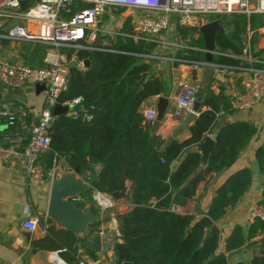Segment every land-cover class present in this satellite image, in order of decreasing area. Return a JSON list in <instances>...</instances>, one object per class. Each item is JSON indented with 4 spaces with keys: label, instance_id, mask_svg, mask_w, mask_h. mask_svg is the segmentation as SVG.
Masks as SVG:
<instances>
[{
    "label": "trees",
    "instance_id": "16d2710c",
    "mask_svg": "<svg viewBox=\"0 0 264 264\" xmlns=\"http://www.w3.org/2000/svg\"><path fill=\"white\" fill-rule=\"evenodd\" d=\"M28 5L29 0L21 10L26 11ZM211 20H217L224 29L215 34L212 64L237 71L238 62L230 56L241 54L247 28L253 32L264 28V15H217ZM126 21L124 31L130 32V19ZM178 32L196 50L176 52L172 65L176 68L205 62L199 30L178 28ZM111 42L115 52L77 53L78 61H87L85 70H80L76 63L69 67L67 89L57 102L82 98L92 120L86 123L65 114L54 117L48 131L50 150L40 159L46 177L54 164L61 161L67 169L78 167L84 180L89 178L91 191L81 197L83 202L93 204L91 193L99 192L114 201L126 199L131 204L128 211L116 217L121 243L113 242L110 247L115 264H228L229 254L252 245L251 240L264 233V223L259 220L246 228L237 225L220 250L221 232L213 229L248 190L251 171L241 169L218 186L204 213H191L189 206L208 176L235 164L255 136L256 126L246 121L224 125L214 137L215 145L205 168L199 171L201 156L190 150L215 129L220 116L233 112L230 98L222 92L214 94L209 86L200 89L204 92L200 96L201 108L206 110H198V117L188 128V139L173 140L166 147L167 141L156 134L157 129L144 120L140 110L148 98L165 94L162 76L152 73L149 61L142 57L152 54L157 45L135 44L121 37ZM37 48L33 54L43 57L46 46ZM253 56L264 61V49ZM42 59L39 67L43 65ZM3 102L0 96V105ZM1 119L4 124V118ZM255 159L264 176V143L256 149ZM262 186L258 204L264 205V182ZM83 202L75 205L83 206ZM88 212L98 215L99 208L91 205ZM99 225L90 227L88 232H94ZM40 226L46 235L32 241L33 251H60L65 263L78 264L77 246L83 241L57 229L49 219L41 218ZM261 243L263 246L264 239ZM86 253L97 259L91 252ZM259 263V258L254 257L249 264Z\"/></svg>",
    "mask_w": 264,
    "mask_h": 264
},
{
    "label": "built area",
    "instance_id": "2783aa9c",
    "mask_svg": "<svg viewBox=\"0 0 264 264\" xmlns=\"http://www.w3.org/2000/svg\"><path fill=\"white\" fill-rule=\"evenodd\" d=\"M26 1L0 0V39L43 44L47 47L43 65L31 67L23 63L0 60V83L9 89L44 84L46 101L34 123L27 120L28 112L22 107L0 105V119L5 120L0 133V165L20 157L23 174L31 184L40 187H46L49 182L40 159L50 150L48 131L54 119L55 107L58 105L65 108V115L73 119L80 118L86 123L92 120V115L89 109L84 107L82 98L62 104L57 102L60 94L67 89L68 54L71 61L76 60L80 70H85L84 62L77 60V53L115 52L111 41L116 37L131 39L135 44L144 42L155 44L157 47L166 44L171 46L175 53L191 51L196 49L191 47L188 38H182L178 28L199 30L200 26L207 23L203 18L208 16L264 15V0H31L32 3H29L27 10L22 11L21 6ZM118 12L130 14L128 17L130 32H125L124 26L121 29L116 28L118 21L114 15ZM13 18L32 23L35 29L28 24H12L1 31L3 22ZM104 19L106 24H103ZM249 32L253 31L247 28L245 37ZM102 33L105 37L100 38ZM249 51L250 49L242 47L240 55L230 56L238 62L237 71L241 77V91L230 99L233 111L249 110L264 100V61L251 55ZM142 57L145 60L162 59L154 54ZM162 60L174 61L166 58ZM184 66H189L190 70L195 72L209 64L207 62L181 64L178 67ZM198 90L197 85L186 81L180 82L172 98L169 116L179 120L191 114ZM156 115L155 109L143 112L144 120L151 124ZM85 181L88 182L89 178ZM99 198L103 201L107 199L108 207L111 205L112 199L109 196L96 192L92 194V199L97 202L99 208L107 207ZM72 202L81 203L83 200L80 196L74 198ZM254 220L264 223V205L256 203L251 207L249 221L252 223ZM39 225V216L31 212L22 221L21 229L27 233H34ZM59 252L53 253L58 260L56 262L52 257L54 264H63L58 258ZM77 254L78 264H86L83 260V244L78 246Z\"/></svg>",
    "mask_w": 264,
    "mask_h": 264
},
{
    "label": "crops",
    "instance_id": "0c3cea01",
    "mask_svg": "<svg viewBox=\"0 0 264 264\" xmlns=\"http://www.w3.org/2000/svg\"><path fill=\"white\" fill-rule=\"evenodd\" d=\"M9 21L10 20L3 22L1 31L12 25H10L12 21ZM28 26L35 29V26L32 23H29ZM38 45L43 46V44L36 42H15L0 39V60L8 63H23L31 67H39V60L44 56L42 57V55L39 56L37 54H33V52L38 49ZM152 54L156 57L159 56L162 59H174L175 56L173 48L166 44L156 47ZM162 59L147 61L150 63L152 73L161 75L165 81V94L148 98L143 102L140 110L142 113L147 109L156 110L158 98L165 97L168 100V107L157 128L156 134L160 135L162 139L167 142L169 138H173V140L177 141H184L190 136L188 130L190 126L180 130L185 119H174L169 116L168 112L172 108V98L176 93L180 82L186 81L199 86L200 88L197 94L200 93V89H205L202 88L201 85L204 78V68L195 72L191 71L189 66L175 68L172 65V60ZM209 89L214 94L222 92L226 97L231 99V97L241 91V77L239 72L236 70L221 69L220 67L215 68V77L209 84ZM203 94L204 92L201 91L199 96H202ZM0 96L4 101V105H10L11 107L14 106L16 108L26 107L28 112L27 120L30 123L37 121L41 110L45 107V92L36 93L35 87L32 86L12 90L0 85ZM198 102L201 104L200 100ZM17 103L20 104L18 107L16 106ZM204 110H206V108H201V111ZM198 115L199 114H197V117ZM237 121H246L254 124L257 128L255 136L252 138L248 146L240 153L237 161L230 169L207 177L206 181L199 186L193 202L189 206L191 213H204L214 196L215 189L218 186L223 184L231 175L241 169L246 168L251 171L252 179L248 190L242 196L240 201L216 225L221 232L220 250H223L225 240L235 226L238 225L246 228L250 224L249 212L251 207L258 203L261 199V192L263 189L262 185L264 182V176L260 174L255 159L256 149L264 143V100L249 110L233 111L231 114H223L220 116L215 129L207 136L214 139L217 132L224 125ZM0 123L1 133V130L3 129V122ZM57 164H61L63 170L67 169L61 161L56 162L52 170L49 172V182L46 187L33 185L27 180L21 170L20 157H16L11 161L0 165V264H54L52 258L54 252L46 250L33 251L32 249V241L45 237V230L39 225V228L34 233H27L21 229V224L31 212L36 213L39 216V219H47L46 210L49 200L51 174ZM67 170L73 171L74 169ZM78 176L82 178L81 173H79ZM127 186L129 187L130 184L128 183ZM90 190L91 189H89V191ZM91 194H93V192ZM83 195H81V197ZM125 201L127 200H113V202H117L119 204ZM83 203V206L77 207H82L87 212L91 205L95 207L94 204H90L86 201ZM126 203L127 206L123 207L122 212L118 214H122L131 208V204L128 202ZM102 210L100 209L101 212ZM110 224L112 226V222H110ZM102 229L103 225L100 224L99 227H97V230H95L101 234V252L99 255L91 252L97 256V259L93 260L86 253V249L84 248L83 260L86 264H115L111 248L106 250V246L104 245L105 234ZM106 230L107 229H105V231ZM263 239L264 233L252 239L250 242L253 243L252 245L247 244L241 250L229 254L228 264H249L254 257L259 256L258 251L264 249V245L262 246L261 243ZM114 242L121 243V240L119 239V232H117ZM79 245L80 244H78V246ZM58 258L61 259L59 254ZM61 261L63 264H67L62 259Z\"/></svg>",
    "mask_w": 264,
    "mask_h": 264
},
{
    "label": "water",
    "instance_id": "95a60500",
    "mask_svg": "<svg viewBox=\"0 0 264 264\" xmlns=\"http://www.w3.org/2000/svg\"><path fill=\"white\" fill-rule=\"evenodd\" d=\"M199 32L203 39L204 50L206 53L205 62L209 66L204 68V78L202 81V88H206L213 81L215 77V68L212 64L213 55L216 50L215 46V34L217 32L223 33L224 29L220 27L217 20L210 21L199 28ZM105 37V34H100V38ZM99 42V40H98ZM97 42V43H98ZM85 68L87 67V61L84 62ZM36 93L44 92L46 90L44 84L35 85ZM201 104L199 102L194 103V109L189 114L181 126L180 130L188 128L193 124L197 118L198 110ZM168 107V100L165 97H159L156 105V118L153 122V128L157 129L161 120L163 119ZM66 109L60 106H56L53 111V116L65 114ZM173 138H169L166 147L171 144ZM215 141L211 137L206 136L204 141L190 150V152L198 153L201 156L199 164V170H203L207 164L209 156L214 148ZM164 154V152L162 153ZM80 169L77 167L72 170H63L61 164H57L53 169L50 180L49 200L46 210V218L49 219L58 229H63L82 240L83 247L94 254L99 255L101 252V234L97 231L92 233L88 232V228L94 224H97L99 219L93 213H88L82 207H77L72 200L76 197H80L91 189L90 182H86L80 178L78 174ZM112 226L114 223L112 222ZM216 225L213 229H216ZM208 234L205 235L203 242L208 238ZM259 264H264V249L258 251ZM130 264V263H123Z\"/></svg>",
    "mask_w": 264,
    "mask_h": 264
},
{
    "label": "rangeland",
    "instance_id": "374dc122",
    "mask_svg": "<svg viewBox=\"0 0 264 264\" xmlns=\"http://www.w3.org/2000/svg\"><path fill=\"white\" fill-rule=\"evenodd\" d=\"M29 3H32L31 0H29ZM114 16H115V18L118 21V25H116V28L117 29H121V28H123V26L127 22L126 19H128L130 14L128 12H118V13H115ZM214 17L215 16L204 17L203 20L205 22H208L211 19H214ZM9 22H11L10 25L11 24H22V25H27L28 24L27 22L22 21L21 19H15V18L11 19ZM172 22H174V19H172ZM103 24H106V20L105 19L103 20ZM242 47L246 48V49H250L249 52H250L251 55H253V53H255L257 50L264 49V29L257 30L256 32H249L247 37H245L243 39ZM75 63H76V60L71 61V57L68 54V68L71 67L72 65H75ZM0 85H2V84L0 83ZM12 90H14V89H12ZM15 90H17V89H15ZM44 92H45V95H46V91H44ZM200 94H201V90H200V93H198L196 95L195 102H198L200 100V96H199ZM19 105L20 104L17 103L16 106L18 107ZM22 108L24 109V111L27 112L26 107H22ZM95 193L93 192V195ZM91 197H92V194H91ZM126 202H128V201L121 202L119 204V203L113 202V200H111V205L109 207L107 206L105 209L102 210L101 208L98 207L97 202L95 200H93V204L97 208H99L98 215H96V214L95 215L99 219L98 222L103 225V229L102 230H103L104 234L106 235V238H105V235H104V245L106 246V250L111 247V244L116 239V235H117V232H118V221H117L116 217H117L118 213L122 212V208L127 206ZM100 209L102 210V212L100 211ZM110 222L114 223L113 227L111 226ZM105 229H107V230L105 231Z\"/></svg>",
    "mask_w": 264,
    "mask_h": 264
},
{
    "label": "bare ground",
    "instance_id": "6f19581e",
    "mask_svg": "<svg viewBox=\"0 0 264 264\" xmlns=\"http://www.w3.org/2000/svg\"><path fill=\"white\" fill-rule=\"evenodd\" d=\"M99 200H100V202H102V204H104V205H109V202H108V200L107 199H105L104 201H103V199L102 198H99ZM53 258H54V260L57 262L58 260H57V257H55L54 255L52 256Z\"/></svg>",
    "mask_w": 264,
    "mask_h": 264
}]
</instances>
